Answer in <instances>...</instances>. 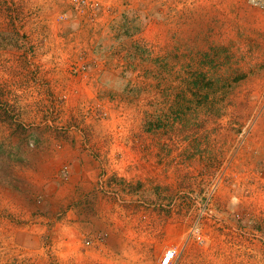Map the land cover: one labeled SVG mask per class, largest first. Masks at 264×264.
Returning <instances> with one entry per match:
<instances>
[{
  "label": "rangeland",
  "instance_id": "374dc122",
  "mask_svg": "<svg viewBox=\"0 0 264 264\" xmlns=\"http://www.w3.org/2000/svg\"><path fill=\"white\" fill-rule=\"evenodd\" d=\"M173 20L209 28L211 48L190 51L186 37L173 48ZM262 41L264 12L247 0H0V264H100L74 235L67 260L56 258L64 217L44 211L31 161L67 141L97 163L95 190L113 212L137 216L133 236L153 239L147 256L173 242L184 248L178 264H264V180L254 200L235 194L238 168L264 166V86L252 79L264 68ZM231 159L216 215L200 225L205 240L188 245L204 195ZM103 174L113 195L99 188ZM68 176L65 166L60 178ZM151 220L162 228L148 229ZM26 234L39 245L22 242Z\"/></svg>",
  "mask_w": 264,
  "mask_h": 264
},
{
  "label": "crops",
  "instance_id": "0c3cea01",
  "mask_svg": "<svg viewBox=\"0 0 264 264\" xmlns=\"http://www.w3.org/2000/svg\"><path fill=\"white\" fill-rule=\"evenodd\" d=\"M197 19L207 22V17L205 15L198 16ZM179 22L178 20H173L171 25L173 48L177 46L179 49L182 44L181 39L185 37L189 38V46L193 47L190 51L199 53L197 49L200 50L201 47L205 50L211 48L212 42H207L206 40L213 34L209 28H205L202 32L197 26L192 29L190 23L186 28L180 27ZM91 28L90 26H83L80 32L85 37L93 38L95 37V29ZM230 33L231 31L227 30L220 32L218 36L220 39V46H228L229 42L227 38ZM232 34L238 37L240 32L232 31ZM200 39L203 40L200 41ZM260 44L264 45V41L260 42ZM262 61H264V57L261 62ZM257 66L258 72L253 75L252 79L255 83L264 86V68H260L259 63ZM60 145H62L60 149L50 147L49 151L45 149L43 153L35 154L34 161H31L37 183L44 185V211L50 212L52 217L57 214L64 217V219L61 220L63 222L56 225V233L52 238V240L57 243V246H61V253L59 250L56 258L61 261L67 260L66 256H68L69 250L66 243H69L71 240L70 236L74 235L75 238L80 237L82 240L83 238L88 239V237H95L99 232H104L108 235V239H105L104 244L97 245L96 248H92L95 246L93 245L82 250H91L99 259L100 264L103 262L107 264H159L163 246L161 245L160 249H154V256H147L150 252V247H152L151 242H153V239L149 237L133 236L134 234L132 231L134 230H132L131 227L137 224V222H135L136 220L134 221L137 216L133 217L132 214L128 212L119 217L117 213L113 212L114 210H112L110 202L104 200L95 190L97 163L80 150L77 143H70L67 141ZM65 166L69 167V176L65 178V180H62V178H60V173ZM150 197L153 196L150 195ZM138 198L141 200L143 195L138 196ZM140 200L134 199V201H132V204H134L133 206H137V204L141 206L144 201ZM153 212L152 209L144 212L149 221L150 218L155 217V213ZM72 217H75L77 220L75 222L69 221ZM149 221L145 223H154L156 226H148V229H161L163 226L159 221ZM90 232L94 235L87 237ZM35 237L36 235L32 236L31 234H26L22 242L29 243L28 245L31 247H33V245L38 246L40 239ZM50 247L52 246L50 245ZM64 250L66 252H64ZM88 250L86 253H88ZM61 254L65 256V258L62 257ZM78 257L86 258L85 256Z\"/></svg>",
  "mask_w": 264,
  "mask_h": 264
},
{
  "label": "built area",
  "instance_id": "2783aa9c",
  "mask_svg": "<svg viewBox=\"0 0 264 264\" xmlns=\"http://www.w3.org/2000/svg\"><path fill=\"white\" fill-rule=\"evenodd\" d=\"M247 3L252 7L257 10H260L261 12H264V0H247ZM84 70H86V66L81 67ZM254 125V123H253ZM251 125V128L247 131H243L241 135V139H246L250 135V133L253 131L254 126ZM239 148H242L241 145H239ZM234 164V160H230L226 163L225 165V170L222 172V175L220 177V182L217 183L216 185H213V187L204 195V202L202 206V210L200 212V215L198 216L197 220L195 221V224L192 226L190 230V237L188 239L187 244L189 245L192 240L197 241L198 243L204 242V236L201 233V228L200 225L203 223L204 220L207 219L208 215H216L215 210H213L212 206L216 197L217 192L220 190V185L225 179L227 178V171L228 167L232 166ZM249 166V165H248ZM247 165H244L240 168H238L237 173L239 174V180H242L243 183L239 184L238 183V190H235L238 195H241L245 199H251L254 200L253 194L255 193L252 188H255L257 185V181H263L264 180V166L261 168L250 170ZM257 170V174H255L253 171ZM110 180V179H109ZM107 178V175L103 174L99 178V188L101 191H103L105 194L108 195H113L110 185V181ZM264 188V187H263ZM117 194L120 196H126L128 195V192H123V191H117ZM117 197L119 198V196ZM252 196V197H251ZM251 197V198H249ZM235 204H241L243 208V212L246 213L247 215L252 214L255 212V209H253V204L252 202H242L239 201V199L236 197L235 198ZM259 202V200H256ZM244 205V207H243ZM174 205L172 204V207ZM105 241V235L103 234H98L95 237L88 239H85L82 241V243L86 246L90 245H102L104 244ZM183 247L179 243H167L163 246L162 253H161V258H160V264H178V261L180 259V256L182 255L183 252ZM47 250H49V247L47 246Z\"/></svg>",
  "mask_w": 264,
  "mask_h": 264
}]
</instances>
